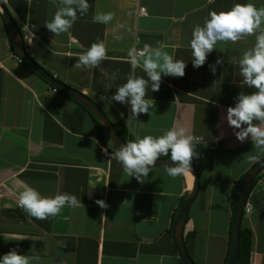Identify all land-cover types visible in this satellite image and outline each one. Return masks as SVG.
<instances>
[{
  "label": "crops",
  "instance_id": "1",
  "mask_svg": "<svg viewBox=\"0 0 264 264\" xmlns=\"http://www.w3.org/2000/svg\"><path fill=\"white\" fill-rule=\"evenodd\" d=\"M2 2L22 32L35 33L24 43L33 60L90 97L135 139L159 137L172 128L199 138V157L193 160L199 188L182 236L193 232L185 245L196 264H222L230 194L238 178L264 156L251 139L239 142L226 121L236 97L256 91L243 84L238 66L255 37L218 43L198 69L192 65L190 40L194 26H203L210 12L246 3L260 8L264 0H88V13H78L73 27L59 35L45 27L61 7L59 0ZM107 12L114 13L110 23L94 22V16ZM6 31L0 15V257L15 249L38 256L33 264H182L170 228L179 197L192 186L190 174L172 178L166 167H155L143 184L126 175L114 155L102 154L101 148L115 151L94 118L13 58ZM98 41L105 43L109 59L98 68L75 69L78 55ZM145 44L163 45L187 67L182 78L162 76L159 91L149 87L146 98L155 102L151 114L127 125L130 105L109 101L133 73L128 51ZM219 58L224 63L213 74L209 66ZM134 74L147 78L141 68ZM24 185L44 197L75 195L84 208L65 206L56 217L37 220L19 206ZM96 200L109 207L101 209ZM246 200L251 210L241 217L240 226L251 232L248 264H264V171Z\"/></svg>",
  "mask_w": 264,
  "mask_h": 264
},
{
  "label": "clouds",
  "instance_id": "2",
  "mask_svg": "<svg viewBox=\"0 0 264 264\" xmlns=\"http://www.w3.org/2000/svg\"><path fill=\"white\" fill-rule=\"evenodd\" d=\"M59 4L61 7L55 12L53 19L45 25L55 35L68 32L79 18L78 13L84 16L90 8L88 0H59ZM113 18L114 13L107 12L97 14L93 20L108 24ZM32 28H35V25H32ZM21 33L24 39L25 32ZM30 35L32 39L35 38L34 32ZM250 36L255 37V45L243 53L238 66L243 84L256 91L251 94H239L235 106L227 108L226 121L234 130L239 142L244 143L251 139L256 148L264 150V7L257 8L253 3L235 4L227 12H210L203 26L196 25L193 28L190 40L192 65L196 69L205 65L207 57L216 49L218 43H236ZM129 57L133 73L128 75L127 82L116 89L109 101L130 105V114L125 121L127 125L138 121L141 114H151L149 110L155 102L146 98L149 87L152 92L159 91L162 76L182 78L187 67L183 60L175 59L163 50V45L152 47L145 44L142 49L133 47L129 51ZM106 59H109L106 45L103 41H98L78 55L74 68H98ZM223 63V58H219L215 64L210 65L212 73L215 74L216 66ZM137 68H141L147 78L136 76L134 72ZM116 77L117 73H112L111 79ZM108 87L111 88V85ZM121 116L123 117V113ZM198 143L199 138L188 135L184 128H172L159 137L146 135L134 142L122 144L111 156L114 155L117 162L123 166L126 175L143 184L160 156H168L169 152L170 163H167L165 170L170 177L192 173L193 160L199 157L196 151ZM250 160L255 161L256 157L251 156ZM19 183L23 184V181ZM18 202L27 215L42 221L56 217L65 206L84 208L81 200L75 195L63 193L44 197L28 185H24L23 190L19 192ZM95 203L101 209L109 207L104 200H96ZM34 260H39V257L21 255L12 249L0 257V264H33Z\"/></svg>",
  "mask_w": 264,
  "mask_h": 264
},
{
  "label": "water",
  "instance_id": "3",
  "mask_svg": "<svg viewBox=\"0 0 264 264\" xmlns=\"http://www.w3.org/2000/svg\"><path fill=\"white\" fill-rule=\"evenodd\" d=\"M0 13L5 23L7 33L10 37L15 54L21 59V61L33 72L39 75L43 80H45L51 87L55 88L58 92L64 94L71 100L81 104L84 108H86L100 123L108 140L115 150H117V148H119L122 144H125L111 123L109 117L96 102H94L84 93L55 79L53 75L49 74L44 68H42L28 56L23 46L22 33L12 19V16L9 14L7 8L4 6L2 0H0ZM170 158L171 156L160 157L155 167H166L167 163H170ZM191 167L192 173L189 172V174L192 178V186L188 190L176 215L174 216L170 228L172 243L182 264H196L185 252L181 241L182 229L189 206L197 195L199 188V178L193 163ZM263 171L264 156L256 160L247 168L237 187L233 207L231 209V238L229 242L228 255L224 264H232L238 245V230L240 226V219L242 217V206L246 200L251 183L253 182L254 178Z\"/></svg>",
  "mask_w": 264,
  "mask_h": 264
},
{
  "label": "trees",
  "instance_id": "4",
  "mask_svg": "<svg viewBox=\"0 0 264 264\" xmlns=\"http://www.w3.org/2000/svg\"><path fill=\"white\" fill-rule=\"evenodd\" d=\"M5 6V4H4ZM6 7V6H5ZM10 14V13H9ZM1 15V14H0ZM13 19V18H12ZM15 22V21H14ZM16 23V22H15ZM5 24V23H4ZM17 25V24H16ZM18 26V25H17ZM18 28L20 29L21 31V28L20 26H18ZM7 32V31H6ZM22 32V31H21ZM7 36H8V49L9 51H11L12 53V56H16L17 58H19L16 54H15V51L13 49V46H12V43H11V40H10V37L7 33ZM23 46H24V43L26 42L25 39H23ZM24 49L26 50V53L28 54V56L33 59V57L28 53L27 51V47L24 46ZM14 58V57H13ZM15 59V58H14ZM20 59V58H19ZM17 61V60H16ZM18 62V61H17ZM19 63H23L20 59V62ZM24 64V63H23ZM25 65V64H24ZM34 75H36L37 77H39L40 79H42L39 75H37L35 72H33L27 65H25ZM47 71V70H46ZM49 73V72H48ZM51 74V73H49ZM52 75V74H51ZM55 79L63 82L62 80H60L57 76H53ZM43 80V79H42ZM44 82H46L45 80H43ZM47 83V82H46ZM48 84V83H47ZM49 87H51L49 84H48ZM52 88V87H51ZM57 91V90H55ZM58 92V91H57ZM60 93V92H59ZM62 96H64L65 98H67L68 100L72 101L73 103L81 106L84 110H86L93 118L94 116L86 109L84 108L81 104L71 100L70 98H68L67 96H65L64 94L60 93ZM111 121V120H110ZM94 122L96 124V127L98 129V131L100 132H104L102 126L100 125V123L94 118ZM111 123L113 124V126L115 127L117 133L119 134V136L122 138V140L124 141V143H128V142H134L136 139L128 132L127 128L120 122H116V121H111ZM105 133V132H104ZM170 156V152H169V155ZM160 157H167V156H160ZM262 174L259 173L253 180V182L251 183V186L249 188V190L251 189L252 185L254 184V182L259 178V176ZM243 174L238 178V181H237V184H236V187L234 189V191L230 194V211L233 207V203H234V198H235V194H236V190H237V187L240 183V180L242 178ZM185 198V194L184 195H181L179 197V201H178V204L176 206V209L174 210V212L172 213V220L174 218V216L176 215L182 201L184 200ZM243 216V214H242ZM187 218V216H186ZM193 235V232H189V233H185L183 236H182V245H183V248L185 250V252L188 254L187 252V249H186V239L188 237H191ZM230 238H231V218L229 220V227H228V248H227V251H226V255H225V258L223 260V263H225V260L227 258V255H228V249H229V242H230ZM250 245H251V232L248 228H245V227H241L239 226V230H238V245H237V250H236V254L234 256V259L232 261V264H248L249 263V259H250ZM189 256V255H188ZM190 257V256H189ZM191 258V257H190Z\"/></svg>",
  "mask_w": 264,
  "mask_h": 264
},
{
  "label": "built area",
  "instance_id": "5",
  "mask_svg": "<svg viewBox=\"0 0 264 264\" xmlns=\"http://www.w3.org/2000/svg\"><path fill=\"white\" fill-rule=\"evenodd\" d=\"M139 12H143V8H139ZM31 32L29 31H25V33H23V38L24 39H29L31 37L30 35ZM130 51V50H129ZM129 51H128V58L130 59L129 57ZM18 62H20V59L17 58L16 56H13ZM53 91H55V88H52ZM101 151H102V154H104V156H111L112 152L106 150L105 148H101ZM251 210V206L249 204V202L247 200L244 201L243 203V206H242V214H247L249 213Z\"/></svg>",
  "mask_w": 264,
  "mask_h": 264
},
{
  "label": "rangeland",
  "instance_id": "6",
  "mask_svg": "<svg viewBox=\"0 0 264 264\" xmlns=\"http://www.w3.org/2000/svg\"><path fill=\"white\" fill-rule=\"evenodd\" d=\"M107 138V137H106ZM107 143H108V145L114 150V151H116L115 149H114V147L112 146V144L110 143V141L108 140V138H107ZM245 214V213H244ZM243 214V215H244Z\"/></svg>",
  "mask_w": 264,
  "mask_h": 264
}]
</instances>
